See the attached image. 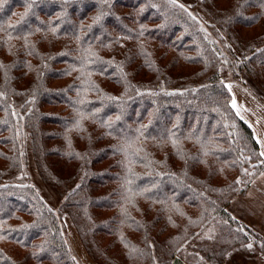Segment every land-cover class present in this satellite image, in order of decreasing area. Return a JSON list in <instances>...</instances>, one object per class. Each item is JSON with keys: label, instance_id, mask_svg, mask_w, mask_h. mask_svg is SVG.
Here are the masks:
<instances>
[{"label": "trees", "instance_id": "obj_1", "mask_svg": "<svg viewBox=\"0 0 264 264\" xmlns=\"http://www.w3.org/2000/svg\"><path fill=\"white\" fill-rule=\"evenodd\" d=\"M190 1L0 0V264H77L64 218L104 264L248 240L225 205L260 149L221 73L264 92V0ZM29 150L56 209L16 179Z\"/></svg>", "mask_w": 264, "mask_h": 264}, {"label": "rangeland", "instance_id": "obj_2", "mask_svg": "<svg viewBox=\"0 0 264 264\" xmlns=\"http://www.w3.org/2000/svg\"><path fill=\"white\" fill-rule=\"evenodd\" d=\"M177 1L186 5L191 3L190 0ZM221 76L230 94L231 92L234 93L236 102L234 99L233 102H235L236 108L241 114L245 115V121L253 126L256 136L264 148V110L257 105H261L264 109L263 90L254 80L244 74L239 79H235L228 69H223ZM259 162L260 168L258 169L242 170V178L239 179L241 182L240 189L225 205L228 215L238 223L237 226L232 225V228L239 237L247 235L248 240L232 246L231 250L221 259L220 264H264V172H262L264 170V158L261 154ZM38 167L37 170L29 150L26 156V164L24 163L23 170L16 176V179L18 183L32 186L47 204L56 209L63 203V199L58 189L52 188L45 181L43 167L41 165H38ZM218 172L219 176L223 177L221 176L223 170H218ZM212 222L202 229L201 237H204L203 240L209 241V239L214 238L218 230L216 224L223 227L227 226L221 221L214 223L215 220H213ZM63 233L72 258L77 264L105 263L103 259L98 261L87 254L81 237L67 218L63 219ZM199 253L200 251L197 248L195 254L190 258L193 262L190 263L206 262V255ZM171 264H189V262L183 257H176Z\"/></svg>", "mask_w": 264, "mask_h": 264}, {"label": "crops", "instance_id": "obj_3", "mask_svg": "<svg viewBox=\"0 0 264 264\" xmlns=\"http://www.w3.org/2000/svg\"><path fill=\"white\" fill-rule=\"evenodd\" d=\"M249 94H250V93H249ZM231 96H232L231 104H232V107H233L235 113H236L237 116H238L239 118H241V119H242V120H243V121H244V122H245V123L251 128V130L253 131L254 138H255V140L257 141L258 145H259L260 154L262 155V158H264V148L261 146V143H260L259 139H258L257 136H256V132H255V130L253 129V126H252V125H249L248 122L245 121V120H246V119L244 118L245 115L241 114V112L238 110V108H236L237 106L235 105L236 99H235L234 93L231 92ZM233 99H234L235 102H233ZM257 105L260 106V108H261L262 110H264V109L262 108L261 105H259V104H257ZM262 172H264V170H263Z\"/></svg>", "mask_w": 264, "mask_h": 264}]
</instances>
